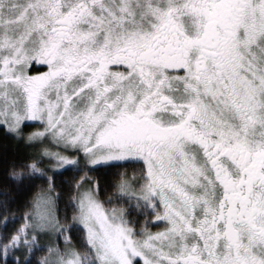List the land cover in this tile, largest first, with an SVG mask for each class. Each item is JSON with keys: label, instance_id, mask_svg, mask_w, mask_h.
Here are the masks:
<instances>
[{"label": "snow or ice", "instance_id": "obj_1", "mask_svg": "<svg viewBox=\"0 0 264 264\" xmlns=\"http://www.w3.org/2000/svg\"><path fill=\"white\" fill-rule=\"evenodd\" d=\"M0 139V264H264V0H0Z\"/></svg>", "mask_w": 264, "mask_h": 264}, {"label": "trees", "instance_id": "obj_2", "mask_svg": "<svg viewBox=\"0 0 264 264\" xmlns=\"http://www.w3.org/2000/svg\"><path fill=\"white\" fill-rule=\"evenodd\" d=\"M42 69V68H41ZM0 143H7L9 146H11L12 144V141L11 140H8V141H4L3 139H0ZM6 167L7 165L3 162H0V178H2L4 175H5V172H6ZM108 173V178L111 179V170H102L101 173H99L101 176H104L105 173ZM68 177L67 176H64L63 179H67ZM59 179H61L60 177H58V182H59ZM61 210H63V204H61ZM11 226V225H10ZM38 256L39 255H42V253H38L37 254ZM11 259V258H10Z\"/></svg>", "mask_w": 264, "mask_h": 264}, {"label": "rangeland", "instance_id": "obj_3", "mask_svg": "<svg viewBox=\"0 0 264 264\" xmlns=\"http://www.w3.org/2000/svg\"><path fill=\"white\" fill-rule=\"evenodd\" d=\"M37 67H39V66H37ZM31 130H34V129H27V131H31ZM155 230H157V229H153V231H155Z\"/></svg>", "mask_w": 264, "mask_h": 264}, {"label": "flooded vegetation", "instance_id": "obj_4", "mask_svg": "<svg viewBox=\"0 0 264 264\" xmlns=\"http://www.w3.org/2000/svg\"><path fill=\"white\" fill-rule=\"evenodd\" d=\"M39 67H41V68H42V66H39ZM42 70H46V69H43V68H42Z\"/></svg>", "mask_w": 264, "mask_h": 264}]
</instances>
